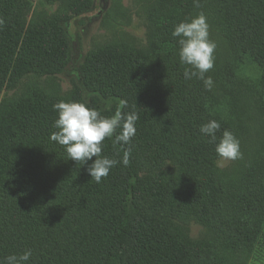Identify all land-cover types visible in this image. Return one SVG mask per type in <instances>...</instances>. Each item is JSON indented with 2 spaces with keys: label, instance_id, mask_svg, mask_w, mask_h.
Returning a JSON list of instances; mask_svg holds the SVG:
<instances>
[{
  "label": "trees",
  "instance_id": "trees-1",
  "mask_svg": "<svg viewBox=\"0 0 264 264\" xmlns=\"http://www.w3.org/2000/svg\"><path fill=\"white\" fill-rule=\"evenodd\" d=\"M76 6L72 16L34 12L27 22L30 0H0V92L67 66L74 78L68 100L33 90L0 103V259L30 249L27 264H247L264 228V128L227 171L199 128L217 120L218 138L229 130L243 143L238 102L248 95L264 122V0H154L144 52L111 43L81 53L68 28L92 3ZM200 13L228 56L206 73L211 91L184 78L171 36ZM242 62L255 75L244 87L233 79ZM224 94L234 103L221 107ZM121 99L139 114L136 134L123 148L105 139L102 155L120 160L131 147L129 164L96 183L87 172L95 157L80 165L49 139L53 105L82 102L110 116ZM186 220L214 243L190 240Z\"/></svg>",
  "mask_w": 264,
  "mask_h": 264
},
{
  "label": "rangeland",
  "instance_id": "rangeland-1",
  "mask_svg": "<svg viewBox=\"0 0 264 264\" xmlns=\"http://www.w3.org/2000/svg\"><path fill=\"white\" fill-rule=\"evenodd\" d=\"M32 8L27 15L26 21L31 19L32 14L41 12L45 16H72L74 6L77 2L85 4L87 1L92 3V9L84 13L82 22L71 21L69 32L73 36L77 35L81 53L92 51L111 43H118L125 48L144 52L148 48V20L147 10L150 9L154 0H30ZM212 35L209 33V38ZM211 40L215 41L217 47L214 52V62L219 65L228 64V56L222 48L221 41L212 36ZM229 63L232 65L233 61ZM67 66L59 74L37 76L28 75L20 80L17 86L11 90L0 92V103L2 100L14 101L29 94L33 90L44 92L50 97L68 100L73 93V75ZM255 78L254 74L246 69V64L237 65L236 73L233 79L237 86L252 84ZM241 83V84H240ZM244 83V84H243ZM228 94H224L218 101L221 107H226L230 102ZM249 95L239 98V110L242 111V117L246 121V128L242 135L243 143L240 144L242 158L246 157L250 144L257 142V136L261 135L264 122L254 112V104L251 102ZM261 137V136H260ZM237 160V159H236ZM236 160H223L218 158L216 164L224 171L229 170ZM168 173H176L177 168L174 165L166 168ZM190 240H209L214 243V239L209 232L194 220H186L181 223ZM247 264H264V228L262 229L254 251Z\"/></svg>",
  "mask_w": 264,
  "mask_h": 264
},
{
  "label": "clouds",
  "instance_id": "clouds-1",
  "mask_svg": "<svg viewBox=\"0 0 264 264\" xmlns=\"http://www.w3.org/2000/svg\"><path fill=\"white\" fill-rule=\"evenodd\" d=\"M193 2L194 5L199 6V0ZM3 23L4 21L0 20V25ZM171 36L177 38L181 64L188 66L184 70V78L191 80L195 77L203 82L207 91H211L214 82L211 76H206V73L214 67V52L217 44L209 38L206 16L200 13L178 23L174 26ZM127 106V101L121 99L114 113L104 116L86 103L61 100L53 105V109L57 112V118L53 122L56 131L49 139L63 146L68 159L80 165L86 164L95 157L87 167V172L91 179L100 183L118 163L124 166L129 164L131 147L123 150L120 160L102 155L105 139H112L114 144L123 148L124 145H130L135 136L139 114L135 111L125 112ZM220 128V122L209 120L200 126L199 132L207 137L210 143L215 144V152L219 158L223 160L242 158L239 140L229 130H224L218 138L216 133ZM117 129H119L118 133ZM31 257L32 251L28 249L20 254H10L0 259V264H27Z\"/></svg>",
  "mask_w": 264,
  "mask_h": 264
}]
</instances>
